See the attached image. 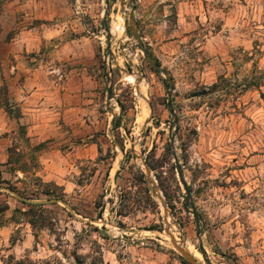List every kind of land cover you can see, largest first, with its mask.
I'll return each mask as SVG.
<instances>
[{
	"label": "rangeland",
	"instance_id": "374dc122",
	"mask_svg": "<svg viewBox=\"0 0 264 264\" xmlns=\"http://www.w3.org/2000/svg\"><path fill=\"white\" fill-rule=\"evenodd\" d=\"M127 1L0 0V264H264V0H133L176 124Z\"/></svg>",
	"mask_w": 264,
	"mask_h": 264
},
{
	"label": "water",
	"instance_id": "95a60500",
	"mask_svg": "<svg viewBox=\"0 0 264 264\" xmlns=\"http://www.w3.org/2000/svg\"><path fill=\"white\" fill-rule=\"evenodd\" d=\"M125 5V2L122 3V6ZM127 7L129 8V12H128V20H129V30L131 32V36L132 38L136 41L139 50L141 51L146 63L149 65V67L152 69V71H154L157 74L163 75L166 78L167 84H168V93H167V109L169 114L172 116L173 118V123L176 124V118L174 116V112L173 109L171 107V93L173 91L172 85H171V79L169 78L168 74L166 73L165 70L161 69V67H159L158 65H156L150 58L148 52L146 51L141 38L139 37L138 34V29L136 26V23L134 21V5H133V0H128L126 2ZM107 94L108 97H110L111 95V90L108 89L107 90ZM177 129H174V133L170 139V144L172 145L173 143V138L174 135L176 134ZM173 160H174V164H175V171H176V175L178 177L179 183L182 185L184 191H185V205L187 207V210L189 211V190L186 188L185 182L183 181V177H182V171H181V167L179 166L178 160L175 157V154H173ZM195 223L198 224V217L196 215V213L194 211L191 212ZM200 234V231L198 229V235ZM172 244L173 247L178 251V253L185 258L190 264H195V261L190 257V255L187 253V251L182 248L181 246H179L173 239H172ZM199 250L200 253L203 255V249H202V245L201 242H199Z\"/></svg>",
	"mask_w": 264,
	"mask_h": 264
},
{
	"label": "trees",
	"instance_id": "16d2710c",
	"mask_svg": "<svg viewBox=\"0 0 264 264\" xmlns=\"http://www.w3.org/2000/svg\"><path fill=\"white\" fill-rule=\"evenodd\" d=\"M149 56H150L151 59H152V55L149 54ZM155 63H156V62H155ZM156 64H157V63H156ZM0 79H1V82L3 83V77H2L1 71H0ZM3 91H6L5 85H4ZM0 93H1V92H0ZM1 94H2V93H1ZM6 102H7V101H6ZM7 106H8L7 104H4V103H3V107H4V109H5V112L7 113V115L10 116V111H9V109H8ZM6 164H8V165L10 164V159L7 161ZM3 184L8 185V183H5L4 181H2V180L0 179V191H1V190H7L10 194H13V195H14V199H15L16 201H18V202L21 203V204H25V203H26V200L23 199V197H21V193H20L15 187H13V186H11V185H8V186H7V189H5L4 187H2ZM43 195H45V196H49V197H50V196H51V197H54V195H51V194L48 193L47 191H46V193H43ZM55 199H56V197H55ZM47 202H49V201H47ZM42 205H43V204H42ZM29 206H30L29 211H31V210H32L31 208H33V207H39L38 205H29ZM7 209H8V206H7L6 204H4L3 207L0 206V215H1L2 213H4ZM28 223L30 224L31 227L34 226V224H33L32 221H29ZM14 264H32V263L29 262L28 260H20V261H16V262H14Z\"/></svg>",
	"mask_w": 264,
	"mask_h": 264
},
{
	"label": "crops",
	"instance_id": "0c3cea01",
	"mask_svg": "<svg viewBox=\"0 0 264 264\" xmlns=\"http://www.w3.org/2000/svg\"><path fill=\"white\" fill-rule=\"evenodd\" d=\"M180 2L181 3H179V4H181V5L191 7L193 4H195L197 2H201V0H199V1L198 0H196V1H194V0H181ZM154 6H155V9H156V5H153V7L150 8V12H153L155 10L154 9ZM187 14H189V13L187 12ZM186 19H189V17H186ZM17 46L23 47L22 45H17ZM19 226L20 225L17 224L15 226V229H17ZM12 227H13V225L12 224H9L7 226L5 225V226H2L0 228V236L2 237V240H4L6 237H9V234H10V232L12 230ZM30 244H31L30 235L29 234H26L24 236V238L21 240V242H19L15 246H13L11 252H12V254L18 255L21 252L20 250H22V251L25 250L26 248L29 247Z\"/></svg>",
	"mask_w": 264,
	"mask_h": 264
},
{
	"label": "bare ground",
	"instance_id": "6f19581e",
	"mask_svg": "<svg viewBox=\"0 0 264 264\" xmlns=\"http://www.w3.org/2000/svg\"><path fill=\"white\" fill-rule=\"evenodd\" d=\"M117 29H119L118 27H117ZM132 80V79H131ZM191 249V248H190ZM194 253V252H193Z\"/></svg>",
	"mask_w": 264,
	"mask_h": 264
}]
</instances>
